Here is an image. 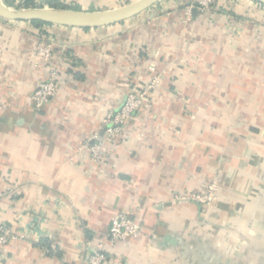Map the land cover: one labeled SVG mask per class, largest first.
I'll use <instances>...</instances> for the list:
<instances>
[{
	"label": "crops",
	"instance_id": "0c3cea01",
	"mask_svg": "<svg viewBox=\"0 0 264 264\" xmlns=\"http://www.w3.org/2000/svg\"><path fill=\"white\" fill-rule=\"evenodd\" d=\"M52 1L102 11L135 0ZM44 29L58 84L36 111L31 95L48 72L35 56L37 29L0 18V177L15 185L0 196V222L27 235L0 264H86L119 211L142 230L111 250L122 264H264L262 6L217 0L187 19L183 6L160 0L120 23ZM151 65V106L126 123L114 159L79 157L103 115L149 81ZM211 179V207L173 200ZM43 239L58 256L36 245Z\"/></svg>",
	"mask_w": 264,
	"mask_h": 264
},
{
	"label": "built area",
	"instance_id": "2783aa9c",
	"mask_svg": "<svg viewBox=\"0 0 264 264\" xmlns=\"http://www.w3.org/2000/svg\"><path fill=\"white\" fill-rule=\"evenodd\" d=\"M217 0H175L183 6L187 19L192 10H209ZM15 5L23 3V0H14ZM35 8L48 7L44 0H34ZM42 6V7H38ZM54 48L53 39L43 35L38 37L35 46L36 58L47 64V77L43 81L35 84L31 101L36 111L42 110L55 97L58 73L54 65L51 64L52 52ZM149 72L152 77L142 85H133L126 92L123 102L116 110L107 111L101 120V125L97 133L92 135L85 143L78 147L76 154L93 164H102L112 161L120 145L126 138L125 126L133 114L151 106L156 87L159 83V75L155 72V67L151 65ZM73 163L74 159H69ZM15 185H10L5 177H0V196L10 194ZM218 183L216 179H211L199 191L185 192L174 196V201H189L199 205L201 208H209L213 205L217 197ZM141 226L126 211L115 213L111 219L103 242L95 246L88 247L85 255L86 264H122L118 256L111 255V250L125 244L131 239H137L141 235ZM25 231H18L11 225L0 222V253L10 243L26 238Z\"/></svg>",
	"mask_w": 264,
	"mask_h": 264
},
{
	"label": "water",
	"instance_id": "95a60500",
	"mask_svg": "<svg viewBox=\"0 0 264 264\" xmlns=\"http://www.w3.org/2000/svg\"><path fill=\"white\" fill-rule=\"evenodd\" d=\"M160 0H135L123 6L102 10L11 8L0 0V18L6 21L40 22L74 28H97L126 21L153 7ZM264 6V0H256Z\"/></svg>",
	"mask_w": 264,
	"mask_h": 264
},
{
	"label": "trees",
	"instance_id": "16d2710c",
	"mask_svg": "<svg viewBox=\"0 0 264 264\" xmlns=\"http://www.w3.org/2000/svg\"><path fill=\"white\" fill-rule=\"evenodd\" d=\"M259 6H263L262 4H260L258 1L254 0ZM44 3L46 5H48V7L51 8H59V9H71V8H67L64 5L58 4L56 2H53L52 0H44ZM6 4L8 6H12L13 4V0H6ZM37 7L34 4V0H23V3L20 4H16L14 6V8H35ZM38 7H42V6H38ZM31 25H33L36 29H37V35L38 37H41L43 35H47L46 31H45V27L48 26H52L51 24H46V23H40V22H29ZM37 246L41 247L42 249H44L46 251V254L50 257L53 256H58L59 252L57 251V249L53 248L51 246V243L49 242L48 239H43L41 241H39L37 244Z\"/></svg>",
	"mask_w": 264,
	"mask_h": 264
},
{
	"label": "rangeland",
	"instance_id": "374dc122",
	"mask_svg": "<svg viewBox=\"0 0 264 264\" xmlns=\"http://www.w3.org/2000/svg\"><path fill=\"white\" fill-rule=\"evenodd\" d=\"M175 1V0H174ZM177 3V2H176ZM178 4V3H177ZM179 5V4H178ZM262 9H264V6H262Z\"/></svg>",
	"mask_w": 264,
	"mask_h": 264
}]
</instances>
